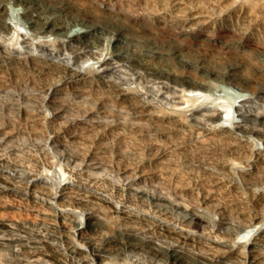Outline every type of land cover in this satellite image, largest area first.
<instances>
[{
	"label": "rangeland",
	"instance_id": "rangeland-1",
	"mask_svg": "<svg viewBox=\"0 0 264 264\" xmlns=\"http://www.w3.org/2000/svg\"><path fill=\"white\" fill-rule=\"evenodd\" d=\"M28 1L32 7L0 0V22L14 12L28 25L18 12L38 11L83 29L86 23L100 38L94 54L57 45L50 33L43 50L29 37L18 51L12 30L0 32V174L24 176L0 194V205L14 212L3 221L51 243L50 257L29 248L7 257L22 264H162L146 247L104 242L137 235L208 259L236 250L242 257L233 263L264 264V0ZM112 35L126 58H112L101 72ZM90 66L97 74L84 73ZM201 78L245 94L238 108L257 115L246 120L249 129L208 133L215 123L176 109V98L190 93L187 83ZM228 92L203 93L227 102ZM240 147L249 151L238 154ZM88 217L105 228L80 233L71 225ZM90 244L106 251L80 259L68 252Z\"/></svg>",
	"mask_w": 264,
	"mask_h": 264
},
{
	"label": "bare ground",
	"instance_id": "bare-ground-1",
	"mask_svg": "<svg viewBox=\"0 0 264 264\" xmlns=\"http://www.w3.org/2000/svg\"><path fill=\"white\" fill-rule=\"evenodd\" d=\"M14 1L16 2L19 1L20 3H23V4L24 3L29 4V5L31 4V2H29L28 0H13V2ZM32 6L33 4H31V7ZM18 14L19 15L21 14L20 15L21 18L28 20L29 24L27 25L25 22H21L20 20H18V17L17 18L15 17L16 14L14 15V12H10L8 17L0 22L1 34L4 32H8V31L10 33V31L12 30L11 32L12 37H13L12 39L16 40L15 43H13V46H11V48L13 49L18 48L17 49L18 51H22V47L19 45L20 42H25V39H29V37L30 38L32 37L33 39H35V42L30 41L31 45L39 50H43L44 46L48 44V41L46 39V37L49 35L48 33H50V35L55 34L54 38H56V40H59V41H54L55 44L57 45H60V44L67 45L71 49H73L72 46L74 47L83 46L85 48H90L91 50L89 53H93V54L96 53L95 51H97V48H99V44H97V42L100 36H97L96 33H93L92 30L89 28V25H86V23H84L85 29H83L81 27H76L77 25L75 24L77 20H69V17L67 20H65L64 19L65 17L62 18L61 16H58V18H56V16L55 17L54 16H41L40 14H38V11L35 12V11H30V10H23V11L18 12ZM42 21H45L47 24H50V26L48 27L47 25H44L43 24L44 22ZM20 25H23L24 27H26L27 30L23 31L21 27L19 28ZM28 29H33V32H28ZM22 34L24 35V37L20 39V37L18 36ZM104 42L106 43V40ZM107 42L110 45L111 50L109 49L110 52L106 53V56L103 60L98 61L100 63L98 67L101 68V72L105 71V67H106L105 65H107L106 63L108 61L111 62L112 58H116V59L126 58L124 55V52H122L123 50L122 44H121L122 40L120 38L112 35L109 38H107ZM92 69H94L93 70L94 75L97 74L98 71L93 66L87 67L84 70V73L90 72L92 71ZM211 78L213 79L219 78L224 83L231 82V79L233 80L232 77L230 78L227 75L218 76L216 74H213ZM174 80H176V78ZM180 85L183 86V84H180ZM187 87L189 88V91H190L189 94H184L183 96L177 97V98L175 97L176 99H178L176 101V105H177L176 109L182 112L184 111L185 113L190 112L191 115H196V114L200 115V117H202L203 119L209 122L215 123L213 126L207 129L208 133H218V131L231 133L233 132L234 128L236 129L242 128V129L247 130L249 128L246 125V120L248 121L249 119V121H252L254 119H257L256 113L250 110H247L245 113V112H242L240 108H238L239 106L237 105V103L238 102L240 103L244 100L243 98L245 97L244 93H241V92L237 93V92H234L232 89L231 90L233 92H231L230 87L228 88V87H225V85L222 86V84L220 85L216 82H212L211 80H204L203 78L196 80V81L188 82ZM229 90H230V93H234L232 94L231 97H229L230 95V93L228 92ZM205 91H211V95L215 94L216 92H220V93L228 92L227 95L228 94L229 95L226 98L227 102H223L222 100H220V96L211 97L210 95L204 94L203 92ZM260 93H263V92L260 91ZM183 100H185V104L186 102L188 103L191 102V103L187 107H183V106L181 107L180 103H182ZM196 102H198L197 105H196ZM232 107L237 108V111H239V113L234 115V113H232ZM222 110L223 111L225 110V115L220 114ZM244 122L246 126L240 125L241 123H244ZM226 138H227L226 140L229 141L232 138H234V136L227 135ZM223 141H224V138H220L219 140L215 141V144L217 142L220 144V145L217 144V146L222 147ZM201 144H202L201 141L196 142L194 144V147L196 149L197 148L199 149V147L202 146ZM214 149L212 148L210 153H214L215 152ZM248 151H249L248 149L245 150L243 147L237 148L238 154L248 152ZM201 152L204 153L205 157L207 156L206 151H201ZM9 180L18 182V181L24 180V176L13 173L12 175H10V177H8L3 174H0V194L4 192L5 188H7V184L10 183ZM64 180L66 181V179ZM18 191L20 192V190ZM12 211L13 210L11 209L9 205H0V264H15V263L22 264L21 261L18 260V258H16L14 261H11V259L7 257V254L11 253V255L13 256L14 255L18 256L21 254L23 255L29 254L27 248L32 249L33 253L39 256L50 257L51 254L48 253L49 248L51 246L50 241L44 238L32 237L29 229L25 226L19 225V226L13 227V225L8 224L3 221L4 217L9 218L11 216H14V212ZM194 216L197 219L206 217L202 213H194ZM149 222L151 224L156 225L159 229H162V226L159 225L158 221H156L155 219ZM71 225L77 232H80V233L83 231L97 232L99 231L100 228L101 229L105 228V226L101 225L99 220L94 217H88L85 223L80 225L79 227H78V224L76 225L74 223V221H71ZM10 231H15V232H12V234H8ZM250 231L252 230L250 229ZM250 231L247 230L246 232H244V235L242 236L243 238L241 237V235H240V238L244 240L246 237L249 238V235L251 234ZM261 232H264V227H262ZM178 238L187 239L182 234ZM104 242L107 244L114 243L115 245L119 246V248L125 249V250L132 249L135 246H138L139 248L146 247L150 250V252L153 253V255L155 256V259L159 262H162V264H235L233 262L239 261V258L242 257L241 252L233 250L223 255H220L219 257L215 259H208L202 254H194V253L183 251V250H177L176 248H173L172 246L165 247L153 240H149V239L147 240L146 238L137 236V235L127 236L126 238L118 237L116 235H109L105 237ZM218 245L220 246V248L224 246L223 244H218ZM14 246L15 247L17 246L20 248L19 253H16V254L14 253L13 251ZM96 246H92L90 244L89 250H87V248L86 249L82 248L81 250H78L74 247H70L68 248V252L70 253L71 256L80 259V257L85 256L86 252H88L92 256H96V252L98 250L106 251V247H103V246L96 247ZM101 264H110V263H101Z\"/></svg>",
	"mask_w": 264,
	"mask_h": 264
}]
</instances>
